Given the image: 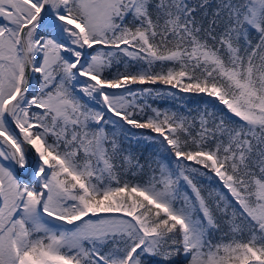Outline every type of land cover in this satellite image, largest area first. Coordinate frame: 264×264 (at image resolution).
Instances as JSON below:
<instances>
[{"label": "snow or ice", "instance_id": "6c2138e0", "mask_svg": "<svg viewBox=\"0 0 264 264\" xmlns=\"http://www.w3.org/2000/svg\"><path fill=\"white\" fill-rule=\"evenodd\" d=\"M0 264H264V0H0Z\"/></svg>", "mask_w": 264, "mask_h": 264}, {"label": "trees", "instance_id": "16d2710c", "mask_svg": "<svg viewBox=\"0 0 264 264\" xmlns=\"http://www.w3.org/2000/svg\"><path fill=\"white\" fill-rule=\"evenodd\" d=\"M194 99V101H195V98H193ZM163 106V105H162Z\"/></svg>", "mask_w": 264, "mask_h": 264}]
</instances>
